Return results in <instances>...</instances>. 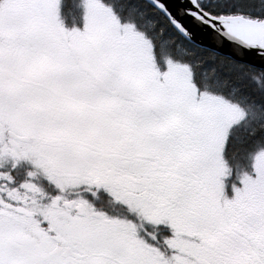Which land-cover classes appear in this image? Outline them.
Segmentation results:
<instances>
[{
  "label": "snow or ice",
  "instance_id": "obj_1",
  "mask_svg": "<svg viewBox=\"0 0 264 264\" xmlns=\"http://www.w3.org/2000/svg\"><path fill=\"white\" fill-rule=\"evenodd\" d=\"M0 0V264H264V0Z\"/></svg>",
  "mask_w": 264,
  "mask_h": 264
},
{
  "label": "trees",
  "instance_id": "obj_2",
  "mask_svg": "<svg viewBox=\"0 0 264 264\" xmlns=\"http://www.w3.org/2000/svg\"><path fill=\"white\" fill-rule=\"evenodd\" d=\"M258 3H260V0H258ZM78 4L79 0H62L61 18L68 27H71L73 21L77 24L80 22L82 9L78 7ZM260 6L264 7V3H261ZM167 39L174 46L182 49L187 59L203 66L214 77H218L224 84L223 91L225 93L233 89L239 90L251 84L253 80L264 84V73L252 69L249 65L198 47L184 36L175 33L168 34Z\"/></svg>",
  "mask_w": 264,
  "mask_h": 264
},
{
  "label": "water",
  "instance_id": "obj_3",
  "mask_svg": "<svg viewBox=\"0 0 264 264\" xmlns=\"http://www.w3.org/2000/svg\"><path fill=\"white\" fill-rule=\"evenodd\" d=\"M184 37L191 43L201 48L213 51L238 62L249 65L248 60L251 58V55L249 52H246L243 48L239 46V42L235 44H229L225 42L221 36L215 33H208L206 35L196 33ZM256 39L259 41H264V32L258 33Z\"/></svg>",
  "mask_w": 264,
  "mask_h": 264
},
{
  "label": "bare ground",
  "instance_id": "obj_4",
  "mask_svg": "<svg viewBox=\"0 0 264 264\" xmlns=\"http://www.w3.org/2000/svg\"><path fill=\"white\" fill-rule=\"evenodd\" d=\"M199 47V46H198Z\"/></svg>",
  "mask_w": 264,
  "mask_h": 264
}]
</instances>
